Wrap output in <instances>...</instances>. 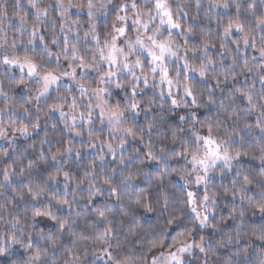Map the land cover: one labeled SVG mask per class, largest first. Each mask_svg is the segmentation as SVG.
I'll return each instance as SVG.
<instances>
[{"label":"clouds","instance_id":"obj_1","mask_svg":"<svg viewBox=\"0 0 264 264\" xmlns=\"http://www.w3.org/2000/svg\"><path fill=\"white\" fill-rule=\"evenodd\" d=\"M0 264H264V0H0Z\"/></svg>","mask_w":264,"mask_h":264}]
</instances>
